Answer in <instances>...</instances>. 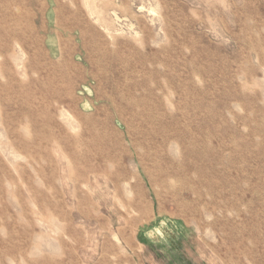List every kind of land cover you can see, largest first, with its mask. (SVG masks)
<instances>
[{"label":"rangeland","instance_id":"374dc122","mask_svg":"<svg viewBox=\"0 0 264 264\" xmlns=\"http://www.w3.org/2000/svg\"><path fill=\"white\" fill-rule=\"evenodd\" d=\"M161 218L264 264V0H0V264H162Z\"/></svg>","mask_w":264,"mask_h":264},{"label":"crops","instance_id":"0c3cea01","mask_svg":"<svg viewBox=\"0 0 264 264\" xmlns=\"http://www.w3.org/2000/svg\"><path fill=\"white\" fill-rule=\"evenodd\" d=\"M146 249L151 250L155 260V249L160 248L166 259L162 264H204L197 256L194 232L183 222L161 218L141 231ZM157 253V252H156Z\"/></svg>","mask_w":264,"mask_h":264}]
</instances>
